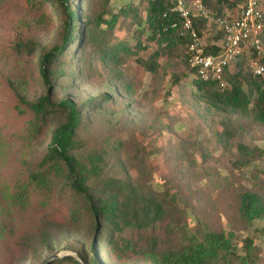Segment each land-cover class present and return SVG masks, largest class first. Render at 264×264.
Here are the masks:
<instances>
[{
    "label": "trees",
    "instance_id": "1",
    "mask_svg": "<svg viewBox=\"0 0 264 264\" xmlns=\"http://www.w3.org/2000/svg\"><path fill=\"white\" fill-rule=\"evenodd\" d=\"M15 1L0 0V8ZM25 1L55 9L61 38L52 46L41 48L38 56V73L47 87L44 95L27 100L25 83L0 70V95L8 94L16 100L8 106L10 119L5 123L9 125L6 132H2L4 126L0 127V144L14 139L28 141L27 145H30L45 134L54 118L60 120L51 130L45 152L36 167L26 171L23 177L0 182V194L4 195L2 199L5 198L6 205L23 211H48L56 189L68 190L72 198L82 202L90 223V241L76 248L86 264H108V261L116 264L256 263L253 241L245 239L244 254H241L233 244L230 231L208 223L207 211L197 203V196L191 191L182 192L172 186L159 191L152 183L134 177L126 159L119 152H110L121 149L123 141L120 138L97 142L85 132L80 134L86 126L84 114L89 108L99 109L101 100H111L110 92L104 91L99 98L89 96L80 104L72 97L55 100L50 95L56 87L64 91L76 80L87 82L99 67H105L112 81L121 82L118 70L132 57L143 63L147 70L155 72L160 67L159 55L167 56L174 51L176 55H182L198 95L208 105L229 114L238 113L248 122L264 126V76L253 75L249 64L255 54L247 51L227 67L224 70L225 85L220 87L195 75V67L189 62V40L173 26L174 21L180 22V17L173 9L172 0H147L142 16L137 15L136 7L127 3L113 8L111 0ZM228 1L231 2L229 5L238 6L237 15L246 3V0H202L210 16L212 3L220 5ZM259 7L264 12L263 0H259ZM221 16L234 17L229 14L212 17ZM192 23L201 37L205 26L209 28L212 22L197 16L192 17ZM212 24L215 45L205 46L208 53L218 52L223 40L221 30L216 23ZM142 36L157 46L146 60L139 56L140 50L148 49L140 40ZM262 38L264 42V35ZM35 46L31 39L22 43L27 52ZM260 61L264 63V57ZM124 86L129 87L128 84ZM7 131H10L8 136ZM257 152V148L239 144V157L233 165L242 171L260 154ZM26 154L12 158L24 163ZM111 156L117 159L118 170L104 168L105 161ZM4 158L10 160L7 155ZM249 184V188L233 194L234 200L228 196L236 210V229L245 228L264 216V178L253 175ZM80 212L72 211L71 216H78ZM9 230L6 214L0 208V249L10 241ZM43 241L49 245L45 236ZM46 264L80 263L64 256Z\"/></svg>",
    "mask_w": 264,
    "mask_h": 264
},
{
    "label": "rangeland",
    "instance_id": "2",
    "mask_svg": "<svg viewBox=\"0 0 264 264\" xmlns=\"http://www.w3.org/2000/svg\"><path fill=\"white\" fill-rule=\"evenodd\" d=\"M146 2L111 0L110 4L114 8L127 3L136 7L137 15L142 16ZM229 4L230 1L220 5L212 3L215 9L209 8L210 22L215 23L216 18L212 17L215 15L236 16L238 6ZM212 23L203 29L204 46L215 42ZM60 38L59 17L50 5L17 0L0 8V70L25 83L27 100H34L47 92L38 73L37 60L41 48L52 46ZM28 39L36 45L30 52L22 47ZM140 40L148 47L139 51V56L146 60L157 46L145 36ZM158 62L160 67L151 72L143 63L135 61V57L130 58L118 70L121 82L112 81L105 67H99L87 82L76 80L64 91L56 87L50 95L55 100L72 97L80 104L89 96L99 98L104 91L110 92L111 100H101L99 109L89 108L84 114L87 121L80 134L85 132L97 142L120 138L123 141L121 149L110 152H119L126 159L134 177L152 183L159 191L167 186L182 192L191 191L197 196V203L207 211L208 223L230 231L233 244L241 254H244L245 239H251L257 258L253 264H264V216L245 228L236 229V210L228 201V196L234 200L236 191L250 187L253 175L264 178V126L254 125L238 113L229 114L208 105L198 95L180 53L176 55L172 51L167 56L159 55ZM124 84L129 87L126 89ZM15 102L11 95H0L2 132L9 127L5 125L10 119L8 106ZM59 120L54 118L45 134L30 145H27L28 141L14 139L0 144V182L23 177L26 171L36 167L45 152L51 130ZM239 144L257 148L260 153L242 171L233 165L239 157ZM24 152L28 154L24 163L12 158ZM5 155L10 160H6ZM117 163V159L111 156L105 161L104 168L118 170ZM0 195V208L6 214L10 228V241L0 249V264H42L54 253L76 254V248L88 243L92 237L82 202L72 198L63 187L56 189L48 211H23L11 204L7 206L5 198L2 199L4 195ZM79 210L78 216H71L72 211L77 213ZM44 236L49 245L43 241ZM108 264L116 263L108 261Z\"/></svg>",
    "mask_w": 264,
    "mask_h": 264
},
{
    "label": "built area",
    "instance_id": "3",
    "mask_svg": "<svg viewBox=\"0 0 264 264\" xmlns=\"http://www.w3.org/2000/svg\"><path fill=\"white\" fill-rule=\"evenodd\" d=\"M172 1L173 9L180 17V22L174 21L173 26L189 40V62L195 67L197 78L205 82L213 81L223 87L224 70L247 51H252L256 56L249 62L253 75L264 76V63L260 61L264 57V12L259 7V0H246L237 16H221L214 20L223 34L220 50L216 53L205 52L202 38L192 23V17L211 18L202 0ZM212 44L215 45V42Z\"/></svg>",
    "mask_w": 264,
    "mask_h": 264
},
{
    "label": "water",
    "instance_id": "4",
    "mask_svg": "<svg viewBox=\"0 0 264 264\" xmlns=\"http://www.w3.org/2000/svg\"><path fill=\"white\" fill-rule=\"evenodd\" d=\"M64 256H68V257H71L75 260H77L80 264H86L81 256L79 254H58V253H54V254H51L42 264H46L47 262L51 261V260H54V259H57V258H61V257H64Z\"/></svg>",
    "mask_w": 264,
    "mask_h": 264
}]
</instances>
